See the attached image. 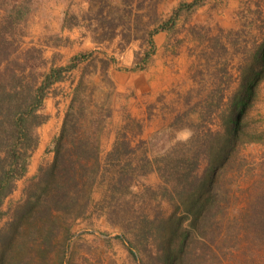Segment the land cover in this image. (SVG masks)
Instances as JSON below:
<instances>
[{
    "label": "trees",
    "instance_id": "1",
    "mask_svg": "<svg viewBox=\"0 0 264 264\" xmlns=\"http://www.w3.org/2000/svg\"><path fill=\"white\" fill-rule=\"evenodd\" d=\"M37 1L0 0V220L7 215L2 210L6 199L28 173L39 143L37 129L49 120L46 99L58 105L64 94L57 85L67 79L69 90L60 128L49 146L52 161L39 166L36 181L24 190L22 202L0 229V264H50L56 247L61 250L51 264H70L73 218H110L114 206L133 194L136 180L152 172L171 188L164 197L173 201L174 212L141 217L134 237H125L136 264H264V140L251 136L242 123L264 74V39L255 47L251 73L240 78L228 98L230 76L226 62L221 66V84L206 100L220 121L216 131L207 128L179 150L148 158L138 138L139 121L127 105H120V122L103 155L110 102L121 98L108 76V63L100 62L98 84L93 79L98 71L94 57L79 56L67 66L51 63L48 71H39L46 64L41 50L31 48L37 56L22 59L23 30ZM198 1L181 4L167 22L181 11L197 10L202 6ZM209 39L213 50L226 53L222 35ZM83 63L78 78L72 77ZM103 89L104 100L98 101ZM253 144L262 150L249 154L247 146ZM202 162L206 165L198 175ZM234 240L240 259L230 262L225 260V243Z\"/></svg>",
    "mask_w": 264,
    "mask_h": 264
},
{
    "label": "rangeland",
    "instance_id": "2",
    "mask_svg": "<svg viewBox=\"0 0 264 264\" xmlns=\"http://www.w3.org/2000/svg\"><path fill=\"white\" fill-rule=\"evenodd\" d=\"M192 1L38 0L23 30L20 57L34 58L37 55L31 48L41 50L46 64L39 71H48L51 63L67 66L73 58L85 56L90 60L94 57L98 71L101 60L107 62L108 67L117 65L112 70L120 73L113 74L112 78L109 76L112 82L121 81L124 76L121 72L127 73L125 66L130 62L135 65L132 63L129 71H138L146 63L151 64L148 70L151 77L140 74L130 91L118 92L121 98L116 99V103L115 97L112 98L111 118L107 119V130L103 135V155L110 149L114 130L120 122V105H127L130 113L136 92L143 95L151 93L159 75L165 74V68L169 67L167 73L175 78L176 83L172 82L175 85L168 92V99L162 100L158 111L153 113L158 116L156 127L146 137L139 138L144 141L142 148L147 157L159 158L179 150L192 135H199L207 128L212 131L219 128L220 121L212 112L214 108L208 107L206 100L209 93L221 84V66L226 62L230 76L225 92L228 98L237 91L240 78L251 73L255 47L264 39V0H199L202 6L197 10L192 13L181 11L176 20L167 22L174 18L181 4ZM72 16L75 20L71 19ZM65 19L69 26L64 25ZM219 34L226 42V53L213 50L209 38ZM33 62L31 64L38 65ZM84 64L71 76L78 78ZM93 79L98 83L100 72ZM68 82L67 79L57 85L64 95L68 94ZM104 93L106 89L96 95L98 101L104 100ZM64 95L58 97V105L51 97L45 101L49 120L37 129L38 146L32 154L27 175L17 182L15 191L2 207L7 215L0 220V229L10 219L13 209L22 202L24 190L36 181L39 166L52 161L49 146L60 128L66 108ZM124 96L128 97L127 100L123 99ZM242 123L251 136L264 140V74ZM184 129H190L192 135L187 140L178 139ZM261 150L255 144L246 149L249 154H257ZM205 165V162L201 163L198 175L203 173ZM165 189L167 193L172 191L152 172L136 180L133 194L114 206L115 213L110 218L96 215L73 218L70 264H136L128 255L125 237H134L141 217L153 219L174 212L173 201L164 197ZM176 214L182 215L181 212ZM181 219L186 225L188 221ZM225 245L228 252L225 260H239V253L233 247H237V242L234 240ZM60 250L56 247L50 254V264L51 258Z\"/></svg>",
    "mask_w": 264,
    "mask_h": 264
},
{
    "label": "crops",
    "instance_id": "3",
    "mask_svg": "<svg viewBox=\"0 0 264 264\" xmlns=\"http://www.w3.org/2000/svg\"><path fill=\"white\" fill-rule=\"evenodd\" d=\"M155 55H157L155 53ZM130 65H135V63L130 62ZM133 63V64H132ZM130 65L128 63V66H125L127 69V73L123 74L124 76L121 78L120 82H114L113 85L115 87L116 92H127L130 91L133 88L134 82L136 78L141 74L145 77H151L149 66L151 64L146 63L143 65V68H140L138 71H129ZM147 67V68H146ZM112 68H117V65H113L112 67L107 68L108 76L113 77V74H119L120 72L112 70ZM149 70V71H148ZM169 67L165 68L166 73L160 74L159 78H157V82L155 85V88L153 91L149 94L143 95L141 93L136 92L135 100L133 101L131 107H130V114L132 117H134L136 120L139 121L141 124V134L138 138H144L148 135V133L156 127L155 122L157 121L158 116L156 114H153L158 111L159 103L162 100H167L169 96V91L171 90V87H173L172 82H175V78L172 77L169 73ZM164 71V72H165ZM99 71H97L96 75L98 76ZM180 75L177 76V78ZM114 79V78H113ZM111 80V79H110ZM176 83V82H175ZM163 103V102H162Z\"/></svg>",
    "mask_w": 264,
    "mask_h": 264
},
{
    "label": "clouds",
    "instance_id": "4",
    "mask_svg": "<svg viewBox=\"0 0 264 264\" xmlns=\"http://www.w3.org/2000/svg\"><path fill=\"white\" fill-rule=\"evenodd\" d=\"M192 135L190 129H184L178 136V139L187 140Z\"/></svg>",
    "mask_w": 264,
    "mask_h": 264
}]
</instances>
